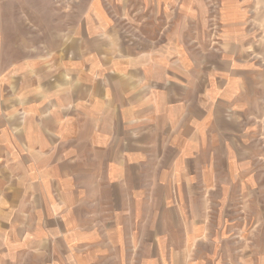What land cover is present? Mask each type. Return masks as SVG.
<instances>
[{"label": "crops", "instance_id": "0c3cea01", "mask_svg": "<svg viewBox=\"0 0 264 264\" xmlns=\"http://www.w3.org/2000/svg\"><path fill=\"white\" fill-rule=\"evenodd\" d=\"M123 3L0 60V264H260L264 0Z\"/></svg>", "mask_w": 264, "mask_h": 264}, {"label": "rangeland", "instance_id": "374dc122", "mask_svg": "<svg viewBox=\"0 0 264 264\" xmlns=\"http://www.w3.org/2000/svg\"><path fill=\"white\" fill-rule=\"evenodd\" d=\"M207 2L210 12L213 13L216 3L212 5V0H207ZM93 6L105 14L104 19H107L108 14L111 15L112 25L120 30V32L117 31L125 39L131 40L136 38L134 35L141 34L132 31L130 27L132 21H129V17L125 19V9L130 6L125 5L123 0H0V60L3 57L4 63L11 64L13 59L17 60L27 56L28 53L24 47L27 45L38 48L58 44L60 32H69L76 26V22L79 23L80 16L83 17L86 28L88 20L91 19ZM215 14L216 10L211 16V21L206 22L208 29L214 26L217 28ZM252 19L253 17L250 16L249 29ZM196 25L197 28L200 27L197 22L196 24L187 22L185 24L186 33L181 35V44L185 47L190 46L193 51L198 49L199 44L198 33L192 32ZM200 36H203V33ZM215 39L217 38L213 37V43ZM206 40L209 41L210 38L206 37ZM260 90L261 101L257 127H255L250 144L245 143L244 153L245 158L254 162L253 174L257 178L254 187L258 189V195L253 198H244L242 204L253 205L247 213L240 209L239 213L232 214V216L236 217L239 222L257 221L255 232L258 233L259 243H262L264 242V85L260 86ZM261 247L264 248V246ZM261 251L263 253L262 248ZM259 263L264 264V260Z\"/></svg>", "mask_w": 264, "mask_h": 264}]
</instances>
